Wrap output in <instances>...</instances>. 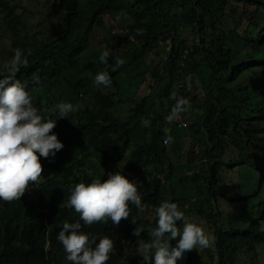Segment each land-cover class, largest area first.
Here are the masks:
<instances>
[{
  "label": "trees",
  "instance_id": "16d2710c",
  "mask_svg": "<svg viewBox=\"0 0 264 264\" xmlns=\"http://www.w3.org/2000/svg\"><path fill=\"white\" fill-rule=\"evenodd\" d=\"M116 13H122L121 21L113 18ZM96 36L99 40L89 47ZM126 44V58L116 66V53ZM17 48L27 55L28 66L16 79L24 81L33 72L40 76L39 84L29 85L38 110L45 109L44 96L55 97L63 79L75 93L84 91L80 98L85 102L69 119L68 130L72 144H88L84 163L115 164L125 158L123 175L139 172L149 178L142 201L155 207L169 195L187 219L207 221L203 226L212 235L215 261L207 263L202 251L193 249L177 264H257L264 253V0H0V65ZM65 48L71 52L67 56ZM185 48L189 64L181 71ZM106 50L111 55L101 64L99 55ZM97 71H109L111 86L93 85L89 74ZM180 79L184 86L177 89ZM132 93L136 96L126 99ZM173 93L190 102L179 117L188 120L195 114L192 128L207 134L194 142L197 147L202 142L197 153L191 141L185 146L191 154L187 163L197 171L182 178L175 170L183 153L178 141L185 135L175 130L176 121L164 120ZM143 119H149L148 127L141 125ZM165 127L171 136L167 145L162 142ZM235 169L239 181L226 183ZM157 172L164 173L162 180H156ZM41 177V207L61 219L59 200L66 199L61 179L43 172ZM81 178L87 183L100 175L83 170ZM219 196L227 209H219ZM11 210L16 211L14 200H0V221ZM146 222L155 225L154 217ZM91 227L101 231L98 239L115 241L111 220ZM82 230L87 232L83 224ZM108 261L136 264L115 261L112 253Z\"/></svg>",
  "mask_w": 264,
  "mask_h": 264
},
{
  "label": "clouds",
  "instance_id": "9594fccd",
  "mask_svg": "<svg viewBox=\"0 0 264 264\" xmlns=\"http://www.w3.org/2000/svg\"><path fill=\"white\" fill-rule=\"evenodd\" d=\"M121 50L127 51L128 44ZM64 51L66 56L71 53L67 48ZM187 53L185 48L179 56L181 71H185L189 64ZM110 55L109 51H102L99 62L107 64ZM65 60L68 62L67 58ZM120 64L122 61L115 59V65ZM27 66V55L19 48L14 50L9 61L0 65V200H14L16 207V211L11 210L0 221V264H112L108 261L111 253L119 262L177 264L186 252L193 249L201 250L207 263L215 261L212 258L216 251L212 235L208 233V226H203L207 221H198L196 216L187 219L178 204L169 200V195L155 207L148 201H142L141 194L149 188V178L139 172H133L129 177L123 175L119 170L125 164V158L117 168L115 165L119 163H97V166L84 163L88 144L76 145L71 139L72 144L68 137L69 119L77 117L73 114L77 107L82 106L79 103L84 91L75 93L74 85L63 79L55 97L44 96L45 109L38 110L33 105L29 85L39 84L40 76L33 72L24 81L16 79V73ZM111 71H115V67ZM131 73H136V69ZM89 75L94 86L109 87L112 84L109 71ZM176 86L177 89L183 88L184 80L177 81ZM41 92L39 89L37 93ZM76 95V103L68 102L73 101ZM130 96L134 98L136 95L132 93ZM169 99L173 104L164 117L165 123L170 125L176 121L175 130L185 135L178 141L180 147L190 141L193 146L202 134H207L203 128L197 132L192 128L195 114L188 120L179 117L189 108L187 98L173 93ZM82 101L85 102L84 99ZM141 125L148 127L149 119L141 120ZM163 132L166 137L162 142L167 145L171 140L169 129L165 127ZM199 146L194 144L191 150L197 153ZM190 155L184 152L178 155V164L181 165L175 172L180 178L194 175L197 171L196 165L187 163ZM39 158L43 159L44 166ZM83 170L92 172L94 177L98 172L100 179L83 182ZM41 172L61 179L60 193L66 197L59 200L63 209L59 214L63 215L61 219L52 217L47 209L41 207L37 194V182L44 179ZM156 177V180H162L164 173L157 172ZM172 182L177 183L175 179ZM33 189H36L37 198L26 203L24 196ZM222 198L219 196L218 206L224 210L227 202ZM191 201H196V198H191ZM34 204L37 210L33 208ZM183 206L188 209L189 202ZM32 213L40 217L37 219ZM153 217L155 225L151 228L146 221ZM109 220L113 223L111 231L116 235L114 242L108 236L98 239L96 234L101 231L91 227ZM82 224L87 232L82 230ZM146 229L149 230L148 238L144 239ZM170 240H175V244L170 245Z\"/></svg>",
  "mask_w": 264,
  "mask_h": 264
},
{
  "label": "rangeland",
  "instance_id": "374dc122",
  "mask_svg": "<svg viewBox=\"0 0 264 264\" xmlns=\"http://www.w3.org/2000/svg\"><path fill=\"white\" fill-rule=\"evenodd\" d=\"M113 18H115V20L116 21H118V20H120L121 21V19L123 18V15H122V13H116V15L113 17ZM115 24H117L116 22H115ZM114 32V31H113ZM113 32H112V34H113ZM104 36H111L110 34H108V33H104ZM99 36H96V38H92V40L89 42V47H91L90 45L92 44V42L93 41H95V40H99ZM103 48H105V47H103ZM107 48V47H106ZM131 48H133V46H131ZM110 51V50H109ZM125 58H126V52H124L123 50H120V51H117V53H116V56H115V59H119V60H121L122 61V63H123V61L125 60ZM145 59H147V58H145ZM121 65V64H120ZM138 71V68L136 69V72ZM202 85V84H201ZM203 87H204V85H202ZM195 92H194V90H193V94H194ZM197 95L199 94V93H196ZM131 98H133L132 96H130V97H127L126 99H131ZM198 98H199V96H198ZM81 102H83V101H80V103ZM124 106H126L127 107V105H124ZM195 138H197V137H194V139ZM181 144V143H180ZM185 146L186 147H188L187 145H185V143H183V144H181V147H182V149H183V152H184V154L186 155V148H185ZM191 151V150H190ZM124 163V161H121L119 164H117V165H115V167L117 168L119 165H121V164H123ZM108 167V166H107ZM137 178H140L139 177V175H135ZM242 178H245V177H242ZM225 180V182L226 183H231V182H234L235 183V181L236 182H238L239 181V174H238V171H237V169H235V171L233 172H231L230 173V175H227L226 176V178L224 179ZM37 198V194H36V189H33L32 191H30L29 193H27V195H25L24 196V200H25V202L27 203L28 202V200L30 199V200H35ZM225 203H224V201H222V207L223 208H225V205H224ZM33 208L34 209H36L37 210V208H36V205L34 204L33 205ZM32 215L35 217V218H39L40 217V215H38L37 213H32ZM257 264H264V253L261 255V257H260V260L257 262Z\"/></svg>",
  "mask_w": 264,
  "mask_h": 264
}]
</instances>
